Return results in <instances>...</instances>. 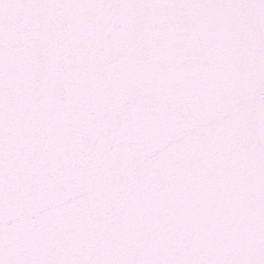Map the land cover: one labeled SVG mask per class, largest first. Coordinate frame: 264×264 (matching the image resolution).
<instances>
[{"label": "snow or ice", "instance_id": "obj_1", "mask_svg": "<svg viewBox=\"0 0 264 264\" xmlns=\"http://www.w3.org/2000/svg\"><path fill=\"white\" fill-rule=\"evenodd\" d=\"M0 264H264V0H0Z\"/></svg>", "mask_w": 264, "mask_h": 264}]
</instances>
